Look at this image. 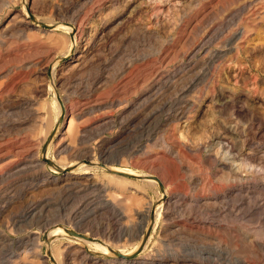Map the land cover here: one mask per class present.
<instances>
[{
  "label": "rangeland",
  "instance_id": "1",
  "mask_svg": "<svg viewBox=\"0 0 264 264\" xmlns=\"http://www.w3.org/2000/svg\"><path fill=\"white\" fill-rule=\"evenodd\" d=\"M27 2L0 0V264H54L52 250L61 264H215L220 249L250 258L243 234L264 231V0ZM28 9L80 27L75 49L67 54L69 33L30 22ZM220 137L235 145L242 172L221 162ZM49 150L63 164L90 157L107 188L56 171ZM102 164L157 176L170 196ZM107 198L114 207L103 206ZM85 216L80 231L115 247L139 244L135 256L91 252L82 262L67 238L49 241L47 227L76 230Z\"/></svg>",
  "mask_w": 264,
  "mask_h": 264
},
{
  "label": "bare ground",
  "instance_id": "2",
  "mask_svg": "<svg viewBox=\"0 0 264 264\" xmlns=\"http://www.w3.org/2000/svg\"><path fill=\"white\" fill-rule=\"evenodd\" d=\"M27 1L28 0H24V3L25 4H28ZM25 15L29 19L30 22H32L34 24H37V26H38V24L40 23L39 18L36 15H34L29 9H28V12L26 10ZM49 25L53 27L51 30H57L59 28H64L69 33V36H70V46L68 48V51H67L68 53L67 54H69V52H71L72 50L75 49V44H78L80 42L81 37H82V29L80 27H77L75 25H68V24H65V23H57V24H49ZM239 34H243V31H238L235 36H237ZM61 60H62V58H61ZM53 61H51L50 65L48 67V69L50 71V74H51V80H55L56 66L58 64L57 62H59V59H57L55 62H53ZM58 101H59V99H58ZM60 104H57V102H56V106L58 107V110H57V113H56V116H57L56 119H58L61 116L64 119V117H66L67 112H68L67 111V109H68L67 108V104L64 103V110H63V114H62V111H61V108H60ZM61 107H62V104H61ZM90 107L92 108L94 106L91 104ZM70 108L72 109L70 111L73 114L71 116V119H70V126H71L73 124L74 117L76 116V113H73V110H74V106L73 105ZM89 108H87V109H89ZM62 109H63V107H62ZM91 111H93V110L91 109ZM185 112H187L186 109H180L179 111L175 112L174 118L175 119H180L181 117H183V115L185 114ZM61 125H62V123H59V122L56 124V127H55V129H54V131H53V133H52V135L50 137L51 138V145L53 144V141L55 140V138L58 136V134L60 132V129H61ZM236 126L237 125H234L233 127L228 128L227 132L228 133H234L236 131ZM223 138H224V136H223ZM217 145L219 146V148L217 149V152L219 154H221L222 160L224 159V161H221V162H223L225 164V167H228L230 170H232L234 172H238L239 170H241L240 172H242L244 170L243 169V165L244 164L243 163L236 164L235 163V159H233L234 158V155H235V150H234L235 149V145L232 144V142L230 144V142L224 141L222 139V137H220V139L217 140ZM47 147H46V149H47ZM92 152H93V150H92ZM86 158H88L86 160H89V164L88 163H84L83 161H79V160H75V161H72L70 163L63 164V163H59V161H57L56 159H54L50 155V150L47 152V156L44 155V159L45 160L46 159L47 160H50L51 163H52V166L55 167V170L56 171L62 172L64 169H67L68 170L67 171L68 177L70 179H72L73 181L78 182V180L75 179V177L85 176L87 178V180L90 181L89 182L90 183L89 188L91 187L92 189L93 188L94 189H98L99 192H100V190H103L104 188L106 189L108 185L107 184H104V183H101L94 176V174H95L94 171H95L96 167L94 165H92V164L95 161L89 159L90 157H88V156ZM227 159L230 160V163L229 164L226 163ZM107 167L113 173L114 172H122V173L132 174V175H135V176H147V175H149V174H146V173L138 172V171H136L134 169H131V168H122V169H119V168H116V167H113V166H107ZM145 179H148L149 181H151V183H157V184H159L160 187L162 188V190L166 189V188H164V184L162 183V180L161 179H159V181L156 180V179H149V178H145ZM85 184H88V183H85ZM84 189H86V188H84ZM164 194L166 195L165 196V199H167V197L170 196V192L168 191V189L165 190V193ZM107 196H108V194H107ZM164 202L165 201L162 200V202L157 207H155V212H153L154 213V225H153V228H152L153 230L152 231L155 230L156 225H157V223H158V221L160 219V215H161V211H162L161 208H162V205L164 204ZM263 202H264V200H263ZM263 205L264 204H260V206H263ZM103 206L112 208L115 205L111 206L110 200L107 198V200H106V202L104 203ZM35 208H33V209H35ZM98 210H100V207L95 208L94 209V213L97 212ZM151 217H152V214H151ZM87 221H88L87 220V216H85V217H82L79 220L77 219L76 225H75V226H77V229L74 230V231H76L78 233H81L84 236H77V235L69 234L67 232V229L68 228L62 227V226H59V225H54V226L52 225V226L47 227L48 230H46V231L48 232V237L50 239L49 241L50 242H54L56 239L67 238V240L65 241V248H67L70 251H72V254L74 255V258L80 257L82 259L81 260L82 262L84 260L88 261L89 258H91V256H90L91 252H98V253H102V254H107L108 255V254L114 253L116 251V252H120L123 255H125L122 258L123 259H126L127 258L126 256L131 255L133 253L134 249L139 245V244H136L135 247H133V249H127V248H122V247H115V245L113 243H111L110 241H108V240H106V239H104V238H102L100 236H96V235L90 234L89 229H88V231L85 230V232L80 231L81 228L84 226V224ZM147 229L144 232V236H145V234L147 232ZM125 232H126V230H124L122 232V234H125ZM93 233H96V232L93 231ZM152 234H153V232L148 237L147 243L151 240ZM243 240L248 244L249 249L251 251V255L252 256H250V258H241V257H235V258H233L232 256L229 255V253H227V254L224 253L225 249H220L219 252L217 253L216 257H215L219 262H217L216 260H214V261H216L215 264H225V262H228L227 264H264V231L261 232V234H259L258 237H256V238H253L252 233L245 232L243 234ZM142 241H143V237L141 238V241L140 242H142ZM68 253H69V251H68ZM49 257H51L54 260L53 261V262H55L54 264H61V260H60L61 258L54 252V250H52V252L49 254ZM223 259H225V260H223ZM85 264H86V262H85Z\"/></svg>",
  "mask_w": 264,
  "mask_h": 264
},
{
  "label": "water",
  "instance_id": "3",
  "mask_svg": "<svg viewBox=\"0 0 264 264\" xmlns=\"http://www.w3.org/2000/svg\"><path fill=\"white\" fill-rule=\"evenodd\" d=\"M38 25H41L42 27H44V28H49V29H52L53 27L52 26H50L49 24H47V23H45V22H42V21H40V23L38 24ZM58 99H59V101H60V103L62 104V107H63V110H64V103H63V101H62V99H61V97L58 95ZM47 160V159H46ZM47 162L48 163H50L51 165H52V163H51V161L50 160H47ZM103 165V167H105L106 169H108V167L105 165V164H102ZM108 170H110V169H108ZM111 171V170H110ZM114 173H116V174H119V175H124V176H127V177H131V178H140V179H145V178H149V179H156V180H158L159 181V178L157 177V176H153V175H147V176H135V175H132V174H127V173H122V172H114ZM153 225H154V213L152 212V217H151V223H150V225H149V227H148V229H147V232H146V234H145V236L143 237V241H142V243H141V245H140V250L143 248V246H144V244L146 243V241H147V239H148V237H149V235H150V233H151V231H152V228H153ZM67 232L69 233V234H72V235H77V236H84L83 234H81V233H78V232H76V231H74V230H70V229H67ZM115 253V255H117L118 257H123V256H125V255H123L122 253H120V252H114ZM135 256V253H132L131 255H128V256H126V257H128L129 259H131L132 257H134Z\"/></svg>",
  "mask_w": 264,
  "mask_h": 264
}]
</instances>
